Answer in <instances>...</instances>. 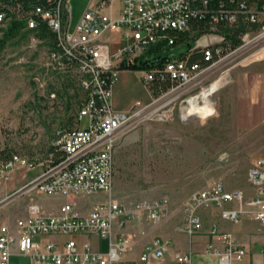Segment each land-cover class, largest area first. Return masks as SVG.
I'll return each instance as SVG.
<instances>
[{"label": "built area", "instance_id": "obj_1", "mask_svg": "<svg viewBox=\"0 0 264 264\" xmlns=\"http://www.w3.org/2000/svg\"><path fill=\"white\" fill-rule=\"evenodd\" d=\"M112 1L90 0L73 23L69 0H0V28L11 18L23 24L27 49L20 55L21 60L35 53L44 59L40 74L35 77L43 95L51 73L74 77L82 92L74 126L56 130L53 151L38 163L39 172L27 184L42 194L67 199L57 210L48 212L31 201L24 215L1 222L0 264H12L13 246L30 261L42 264H125L123 256L131 248L132 234L122 229L142 219L158 221L167 211L168 200L160 197L126 205L112 197L115 148L121 132L143 114L160 109V115L164 113L162 107L171 99L157 104L161 97L168 92L178 95L205 67L223 56L224 36L216 31L219 26L257 23L256 30L247 29L241 34L237 47L251 38L264 39V3L258 6L249 0H117L113 11ZM193 18L205 19L211 31L203 33V41L198 37L181 54L167 53L170 47L186 44H176L177 36L189 29ZM41 23L47 28L45 35L41 33ZM111 31L119 32L124 40L114 51L110 38L105 37ZM161 41L167 47L159 54L168 57L161 64L153 62L143 69L142 80L146 83L165 78L170 86L148 102L136 101L125 110L113 107L111 88L121 64L153 58L149 50ZM194 53L199 54V59L192 61L190 56ZM48 93L54 95L53 91ZM84 118L86 123L81 127ZM36 164L12 153L0 162V177L7 178L17 165ZM248 180L251 193L228 188L221 181L192 192L184 210V233L196 234L202 227L200 210L212 208L229 222L253 219L264 233V158L249 169ZM97 192L109 197L82 213L75 197ZM207 234L209 241L203 255L215 257V264H243L246 250L230 233L214 223ZM92 237L105 240V249L94 248ZM169 247L168 239L153 237L131 264H192V252L170 253ZM262 252L264 264V244Z\"/></svg>", "mask_w": 264, "mask_h": 264}, {"label": "rangeland", "instance_id": "obj_2", "mask_svg": "<svg viewBox=\"0 0 264 264\" xmlns=\"http://www.w3.org/2000/svg\"><path fill=\"white\" fill-rule=\"evenodd\" d=\"M89 2L69 0L73 23ZM111 4L115 11L118 1ZM109 38L112 51L124 42L117 31L109 32ZM26 45V36L19 32L0 51V162L1 151L9 149L37 164L17 165L7 178L0 177V223L24 215L31 201L54 209L65 200L27 184L39 172L38 163L47 157L56 130L74 126L82 97L74 77L63 73L49 74L43 95L35 77L44 59L35 53L21 60ZM187 48V44H178L166 52L179 55ZM143 73L136 68L118 70L111 88L113 107L124 110L136 101L145 103L160 95L149 92ZM170 99L162 107L164 113L160 115V109L136 118L117 140L112 197L126 205L160 197L168 200L167 211L158 221L134 222L129 230L131 248L123 256L125 264L138 256L143 242L142 247L156 236L168 239L173 251L189 249L190 238L181 226L192 192L221 181L228 188L251 193L248 171L264 158V39L251 38L241 47L227 49L178 95L168 92L157 104ZM85 123L84 118L81 127ZM108 197L97 192L75 200L87 210ZM209 226L207 222L205 228ZM197 246L190 244L192 264L205 263L207 256L199 254Z\"/></svg>", "mask_w": 264, "mask_h": 264}, {"label": "trees", "instance_id": "obj_3", "mask_svg": "<svg viewBox=\"0 0 264 264\" xmlns=\"http://www.w3.org/2000/svg\"><path fill=\"white\" fill-rule=\"evenodd\" d=\"M2 1H8V0H2ZM249 1H255L257 2L258 6L261 5V3H264V0H249ZM1 7V6H0ZM22 22L15 18H11L7 25L5 27L0 28L2 30V33L0 35V51L4 47L5 42L8 38H11L18 34L19 32H22V35H25L23 31H21L22 27ZM40 30L42 35L47 34V28L45 27L44 24H39ZM258 27L257 23H253L251 25L248 24H243L242 22H239L235 26H219L216 28V31L221 33L224 36V40L221 42V46L223 48V51L225 52L227 49H234L236 48L241 40L240 36L242 33L247 31V29L250 30H256ZM208 31H211V28L208 24V22L205 19H199V18H193L190 20V27L186 32L181 33L180 35L177 36L176 44L181 43L182 41H186L187 46H191L190 42H194L198 37H200L203 33H206ZM164 46V42H157L152 48H150L149 52H153L154 56L153 58L150 59H143L140 58L139 62L136 64H121L120 68H136V69H145L153 64V62H157L158 64H161V62L165 61L168 57L166 54H159L161 49ZM199 59V54L194 53L190 56V60H198ZM171 82L169 79H160V78H155L154 80L150 82H146L145 85L147 86V89L149 92L155 96L161 93L162 91L166 90L170 86ZM75 122V121H74ZM74 125V123H73ZM54 146L51 145L49 147V152L53 151ZM4 153H6L4 155ZM1 158L3 159L2 161L6 160L11 154V150L5 149L1 151Z\"/></svg>", "mask_w": 264, "mask_h": 264}, {"label": "crops", "instance_id": "obj_4", "mask_svg": "<svg viewBox=\"0 0 264 264\" xmlns=\"http://www.w3.org/2000/svg\"><path fill=\"white\" fill-rule=\"evenodd\" d=\"M105 37H109V33H106ZM125 109H128V108H125ZM245 191L248 192V190H245ZM66 199L67 198H65V200ZM42 208L45 210V212H48V211H55L57 210L58 207L54 209H51V208L46 209L44 207ZM79 209L82 213H86L90 208H88L87 210L84 208L83 209L79 208ZM207 210H209L208 213H210L209 218H207L208 213L206 211L200 210V216L202 219V228L193 236H188L190 239H189V246L187 247V249L188 248L189 249L188 250L181 249V251L191 252L190 244L194 242L196 245H198L197 247L200 248V249L198 248L199 249L198 253L203 254L205 245L209 241V236L207 234L209 227L205 228V225L207 222H209L210 225L216 223L221 230H224L230 233L235 238L237 243H239L242 247L245 248L246 251L243 256V259H244L243 264H263L262 247L264 244V233L260 231L258 224L255 220L246 217V218L240 219L237 222H229V221L222 219L219 216L218 210L213 209V208L207 209ZM128 225L129 226H127L126 228H123L122 231L126 233H130L129 230L130 229L132 230V227L135 225V223L128 224ZM157 237H160V236H157ZM91 239H92V244L94 248L99 247L102 250L105 249L106 247L105 240H98L97 238H94V237H92ZM204 241L205 243L203 244ZM101 242H103V246H101ZM142 245H141V249H142ZM169 251L170 253L173 252V249L171 246L169 247ZM10 262L12 264H42L40 262L30 261L29 256L19 253L15 246H13L12 252L10 254ZM215 263H216V259H213L212 257L207 256V259L205 260V264H215Z\"/></svg>", "mask_w": 264, "mask_h": 264}, {"label": "bare ground", "instance_id": "obj_5", "mask_svg": "<svg viewBox=\"0 0 264 264\" xmlns=\"http://www.w3.org/2000/svg\"><path fill=\"white\" fill-rule=\"evenodd\" d=\"M198 104H196L194 107H197ZM185 113L186 115H189V113L186 111V108H185Z\"/></svg>", "mask_w": 264, "mask_h": 264}]
</instances>
